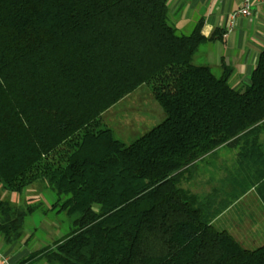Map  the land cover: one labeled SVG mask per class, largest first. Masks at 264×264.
<instances>
[{
	"label": "trees",
	"instance_id": "trees-1",
	"mask_svg": "<svg viewBox=\"0 0 264 264\" xmlns=\"http://www.w3.org/2000/svg\"><path fill=\"white\" fill-rule=\"evenodd\" d=\"M167 1L0 0L4 192L18 194L14 178L163 68L184 67L175 94L155 95L164 116L146 132L129 144L111 129L85 133L64 168L41 177L55 195L47 211L68 222L18 264H264V243L243 248L179 186L196 161L264 121V51L233 89L232 68L215 73L205 60L202 21L179 32ZM254 188L264 204V173ZM39 208L0 200L3 241L24 238Z\"/></svg>",
	"mask_w": 264,
	"mask_h": 264
},
{
	"label": "crops",
	"instance_id": "crops-1",
	"mask_svg": "<svg viewBox=\"0 0 264 264\" xmlns=\"http://www.w3.org/2000/svg\"><path fill=\"white\" fill-rule=\"evenodd\" d=\"M167 6L179 32L188 33L202 21V33L208 39L204 57L215 73L220 63H224L232 68L229 84L233 89L249 84L258 57L264 51L263 5L253 2L250 15L235 16L233 21L232 15L240 9L241 0H168ZM215 151L206 156H213L211 163L215 166L216 184L211 187L203 183L192 193L198 198L203 217L215 229L233 235L226 217L238 206L251 200L264 210L254 188L256 179L264 173V121L237 141ZM197 169L194 164L184 172L179 186L187 189L185 184L188 178L196 177ZM41 244L37 239L30 243L23 240L6 244L0 236V258L4 256L11 264H18L41 248Z\"/></svg>",
	"mask_w": 264,
	"mask_h": 264
},
{
	"label": "rangeland",
	"instance_id": "rangeland-1",
	"mask_svg": "<svg viewBox=\"0 0 264 264\" xmlns=\"http://www.w3.org/2000/svg\"><path fill=\"white\" fill-rule=\"evenodd\" d=\"M183 70L184 67L181 65L163 68L133 93L56 146L35 165L10 182L9 185L12 188L23 185L18 194L4 192L1 190L0 185V200H9V202L20 207L40 203V208L31 215L32 217L27 219V227L30 229H25V237H29L26 243L37 239L43 245L49 244L62 235V231L63 229L65 231L68 222L63 214L60 217H55L54 211H47L55 201V195L47 189L46 183L41 180V177L52 170L64 168L70 153L77 148L81 137L85 133H96L104 129H111L115 138L125 144H129L136 137L142 135L144 131L152 127L153 124L155 125L164 116L155 101V95L159 92L169 95L175 94L178 78ZM212 159V155L210 157L205 156L195 162L198 167L196 177L188 178L189 180L185 184L188 190H185L191 191L190 193L193 194L197 191V187H200L203 183L210 186L216 184L217 176L215 175V166L211 163ZM249 201L238 206L226 218L232 227H230V232L236 241L243 248L252 250L264 243V210L255 205L253 201ZM56 224L58 229H53ZM35 226L36 229L33 230ZM25 237L18 240V242H22ZM253 240L256 241V244H252Z\"/></svg>",
	"mask_w": 264,
	"mask_h": 264
},
{
	"label": "built area",
	"instance_id": "built-area-1",
	"mask_svg": "<svg viewBox=\"0 0 264 264\" xmlns=\"http://www.w3.org/2000/svg\"><path fill=\"white\" fill-rule=\"evenodd\" d=\"M253 2L261 4L264 6V0H241V7L237 11V13L232 15L231 21H233V17L238 16V15L239 16L250 15V9H251V5ZM0 264H10V263L7 259H5L4 257H1L0 258Z\"/></svg>",
	"mask_w": 264,
	"mask_h": 264
}]
</instances>
